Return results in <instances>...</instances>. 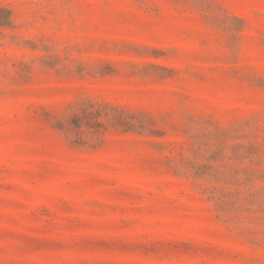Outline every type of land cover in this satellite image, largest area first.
Listing matches in <instances>:
<instances>
[{"label": "rangeland", "instance_id": "obj_1", "mask_svg": "<svg viewBox=\"0 0 264 264\" xmlns=\"http://www.w3.org/2000/svg\"><path fill=\"white\" fill-rule=\"evenodd\" d=\"M0 264H264V0H0Z\"/></svg>", "mask_w": 264, "mask_h": 264}, {"label": "trees", "instance_id": "obj_2", "mask_svg": "<svg viewBox=\"0 0 264 264\" xmlns=\"http://www.w3.org/2000/svg\"><path fill=\"white\" fill-rule=\"evenodd\" d=\"M100 110L99 109H91L88 110V108L79 107V111L76 114L71 115L68 124H70L74 128H79L82 122V115L85 117H91V116H100ZM110 120L112 123L115 124H131L129 121L125 120V118L122 116L121 113L113 114L110 117ZM126 122V123H124ZM59 127L64 128L65 124L63 120L58 121ZM128 128V127H126Z\"/></svg>", "mask_w": 264, "mask_h": 264}]
</instances>
